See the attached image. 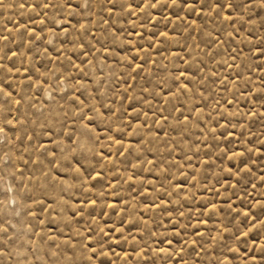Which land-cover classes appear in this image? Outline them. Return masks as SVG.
Instances as JSON below:
<instances>
[{"label": "rangeland", "instance_id": "374dc122", "mask_svg": "<svg viewBox=\"0 0 264 264\" xmlns=\"http://www.w3.org/2000/svg\"><path fill=\"white\" fill-rule=\"evenodd\" d=\"M0 264H264V0H0Z\"/></svg>", "mask_w": 264, "mask_h": 264}]
</instances>
